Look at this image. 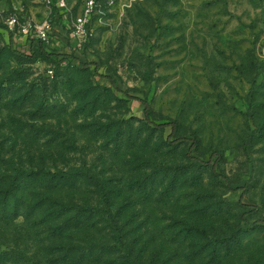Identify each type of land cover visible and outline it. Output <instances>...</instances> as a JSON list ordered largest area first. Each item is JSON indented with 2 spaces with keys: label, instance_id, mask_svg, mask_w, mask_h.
Listing matches in <instances>:
<instances>
[{
  "label": "rangeland",
  "instance_id": "rangeland-1",
  "mask_svg": "<svg viewBox=\"0 0 264 264\" xmlns=\"http://www.w3.org/2000/svg\"><path fill=\"white\" fill-rule=\"evenodd\" d=\"M0 10L29 29L9 37L0 23V89L17 99L0 106L7 166L84 175L52 192L77 205L97 204L87 174L99 178L136 264H264V0H93L76 35L84 0H0ZM38 31L53 57L11 55L28 40L37 51ZM24 96L48 114L34 119ZM142 102L167 125L147 124ZM121 130L141 136L120 142ZM192 140L190 156L226 182L185 157ZM26 224L0 227V249L21 254L4 264H53ZM106 231L57 241L110 243ZM108 258L82 264H117Z\"/></svg>",
  "mask_w": 264,
  "mask_h": 264
},
{
  "label": "trees",
  "instance_id": "trees-1",
  "mask_svg": "<svg viewBox=\"0 0 264 264\" xmlns=\"http://www.w3.org/2000/svg\"><path fill=\"white\" fill-rule=\"evenodd\" d=\"M8 33L9 37H11L13 32L8 30ZM27 44L28 50L26 53L10 47L9 51L11 55L19 60L26 61L30 60L36 53L46 59L53 57L52 53L46 52L43 41L38 40L37 51L33 50V40H28ZM13 93L11 92V88H1L0 106L14 105V99L15 102L17 99ZM24 97L20 98L22 100H20L19 106L28 109V113L34 119L48 114V109L35 106L30 97ZM141 108L144 114L143 120L147 124H152L154 128H161L167 125L163 123L156 124L149 120L150 116H152V111L145 102H142ZM118 135L121 138V140L119 138L120 142L127 143L139 139L137 137L141 136L139 134L135 137L136 139L131 140L130 134L125 130L119 131ZM183 140L184 138H176L173 140V143H179ZM193 146H196L195 140L190 142V146L185 151V157L194 161L193 163L200 168L206 167L212 177L226 182V176L216 172L215 166L210 163V160L204 161L190 156L189 149ZM195 165L191 164L192 167ZM83 176L79 173L50 171L44 168L25 169L24 167H9L0 159V227L14 225L16 220L22 217L34 235H41L40 240L47 242L43 249L47 250L53 264H55V260L58 263L72 261L74 264H82L83 261L92 255L98 258L102 254L107 256V259L112 254V262H117V264H136L131 259L132 243L130 242V245L126 241V237L118 225L116 213H113L111 210L112 203H110V200L112 192L106 188L99 178L87 174V177L91 179V183L95 185L96 190L100 194L95 206L62 203L53 197L52 192H54L56 187L72 186L82 179ZM172 185L173 181L170 180L167 186L171 187ZM152 193L153 191L148 190L146 197H152ZM159 196H157L158 199H160ZM244 222L247 224L246 220ZM84 228H93L99 232L107 230L111 235L112 242L109 243V241L105 240L104 243L97 245L93 242L92 244L82 245L78 241L74 243H71L73 241L62 243L61 241H57L58 238L68 232L83 230ZM19 255L21 254L14 249V246L0 249V264L7 262L19 263Z\"/></svg>",
  "mask_w": 264,
  "mask_h": 264
},
{
  "label": "built area",
  "instance_id": "built-area-1",
  "mask_svg": "<svg viewBox=\"0 0 264 264\" xmlns=\"http://www.w3.org/2000/svg\"><path fill=\"white\" fill-rule=\"evenodd\" d=\"M47 4H52L54 2V5L61 9L63 7L66 6V0H44ZM93 7V0H84V12L82 15H80L78 18H76V23L74 26V30H73V34H78V32L80 31V28L85 20V16L87 14V12L89 10H91V8ZM0 23H2L4 26H6V28L8 30H22L24 32H29V29L27 28V24H20L18 22H16V19L14 17V15L6 13L4 14L1 10H0ZM37 33H39L37 36L39 39L44 40V34L40 31H38Z\"/></svg>",
  "mask_w": 264,
  "mask_h": 264
}]
</instances>
